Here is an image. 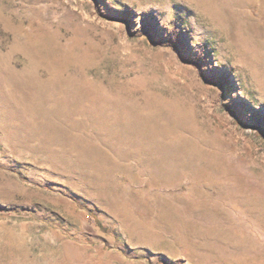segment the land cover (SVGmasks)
<instances>
[{"label":"rangeland","instance_id":"obj_1","mask_svg":"<svg viewBox=\"0 0 264 264\" xmlns=\"http://www.w3.org/2000/svg\"><path fill=\"white\" fill-rule=\"evenodd\" d=\"M0 264H264V0H0Z\"/></svg>","mask_w":264,"mask_h":264},{"label":"bare ground","instance_id":"obj_2","mask_svg":"<svg viewBox=\"0 0 264 264\" xmlns=\"http://www.w3.org/2000/svg\"><path fill=\"white\" fill-rule=\"evenodd\" d=\"M162 170H164V168Z\"/></svg>","mask_w":264,"mask_h":264}]
</instances>
